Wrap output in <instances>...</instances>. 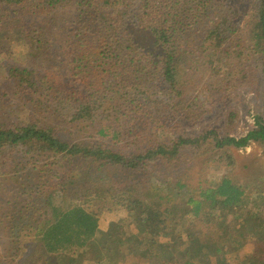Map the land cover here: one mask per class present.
<instances>
[{
    "label": "trees",
    "instance_id": "1",
    "mask_svg": "<svg viewBox=\"0 0 264 264\" xmlns=\"http://www.w3.org/2000/svg\"><path fill=\"white\" fill-rule=\"evenodd\" d=\"M235 1L0 0V46L9 34L28 44L23 65L0 76V103L16 99L29 118L0 112V229L7 232L0 264H116L128 257L147 264H231L230 256L247 244L253 249L239 264H264L263 185L250 191L229 178L208 184L197 172L191 175L199 176L196 184L179 176L169 187L136 180L154 167L174 170L188 156L195 157L191 164L210 147L228 159L227 148L264 143L263 116L239 139L212 137L210 130L188 135L173 120H199L200 97L229 87L243 72L224 46L240 28ZM254 3L249 39L262 56L264 84V0ZM140 33L150 40L137 41ZM237 47L236 57L245 56ZM63 102L73 114L42 123L48 104ZM236 116L230 111L226 121ZM86 130L97 140L70 137ZM73 166L82 168L80 180L99 182L83 184V203L69 197ZM109 179L129 194L122 206L136 232L123 220L101 231L100 185ZM27 237L29 251L22 254Z\"/></svg>",
    "mask_w": 264,
    "mask_h": 264
},
{
    "label": "rangeland",
    "instance_id": "2",
    "mask_svg": "<svg viewBox=\"0 0 264 264\" xmlns=\"http://www.w3.org/2000/svg\"><path fill=\"white\" fill-rule=\"evenodd\" d=\"M235 2L242 13L240 16V28L237 30L236 34L232 35L228 39L227 44L224 46L230 47V51L233 53L229 56V62L234 64H243V72L239 74L236 82L232 81L229 83V87L226 86L227 88H222L220 85L222 88L220 91H213L212 93L200 97L199 106L200 108L204 107V114L202 112L199 120L185 121L182 118L179 119L174 116L175 118H173V120H178L181 124L177 125V128L182 126L181 130L188 135L200 136V133H207V131L210 130L213 131L212 137L219 136L221 139L222 137L230 136L239 139L246 136L255 128L256 119L258 117H264V84L262 74L263 60L260 54L253 52L252 47L254 45V41L250 40L252 38L250 34L253 25L252 16L254 13L255 0H236ZM128 30L131 32V29ZM237 35L241 37L242 41ZM5 36L8 37V34ZM9 36L11 39L7 40V44L0 46V76L2 78L9 68L23 65L28 51V44L21 41L19 38H14L12 34H9ZM149 38V35H141V33L135 36V39L140 43H147L150 40ZM238 42H240V44H238ZM237 45H241L244 48L245 56L236 57L234 50H237V48L238 50H241V47H237ZM224 46L220 47L219 51L224 49ZM220 69V73L222 75H224L225 72L227 73V64H220ZM244 75L245 78H243ZM222 78L223 77H220V80ZM192 96H196V93H192ZM7 100L8 98L2 99L0 103V112L6 114L8 111L12 114L10 117L18 121H26L29 119L27 118V113L22 110L23 106H19V104L16 103V99L8 100V102ZM3 104H5L4 111L2 110ZM24 104L25 103H21V105ZM49 104L46 109L49 114L41 116L42 123L46 122L47 124H50L51 122L55 124V117L58 120H61L63 115L73 114L74 112L72 111L70 103L63 102L60 105H55L53 103ZM27 107L30 108V105H27ZM54 110L56 114H53ZM230 111L237 114L236 121L232 123H228V121H226ZM59 133L63 138L67 135L66 131L64 134H62V132ZM70 137H75V141H79L81 139H86L88 141L97 140V138L95 139L93 136L92 132L88 130L81 132L79 135L71 134ZM227 150H230L232 154L231 158L226 159L220 157L219 159L217 156L215 157L216 151L211 150L210 147L207 152L198 155V157L194 159L191 164L187 162V160L195 157L188 156L190 158L184 159V161L180 165H177V168L174 170L168 169L166 166L154 167L152 169V173L150 170L139 173L136 180H145L147 181L146 184H150L151 186L169 187L173 182L171 178H176L178 176L183 177L184 180L182 182L188 183L191 175L197 172L201 176L200 181L207 182L208 184H215L223 178H229L235 184L246 186L250 189V191L252 188L258 187L259 185L264 186V143L252 142L246 148L237 149L230 147L227 148ZM231 160L234 162V165H232V163L229 164ZM81 169L82 168L76 169V166H73L70 170L71 172L67 175L69 181L71 183H75V186L71 187L69 192H73L69 194L73 203H83L85 201L84 199L88 196V193L83 189V184L89 183L85 188H91L96 183H99L98 180L94 178L92 180H90V178L80 180L82 177L80 173ZM128 175L130 176L129 173H127V176ZM198 177H194L193 180V177H191V183L196 184L199 181L197 179ZM105 181L106 182H102L100 185V191H102L100 198L103 199L102 202H104V205L102 206L103 210L99 215V226L101 231H106L109 228L110 222H119L123 220L126 226L131 227V229L136 232L135 226L129 224L131 220L129 219L128 210L122 206L123 199H126L129 194L121 190H117L113 179ZM43 209L46 208L44 207ZM41 216L45 217V214H42ZM6 233L7 232H4L3 228L0 229V245H6V241L4 239ZM29 238L30 237H27V240L24 238L25 242H23L25 243V246L27 243H30ZM25 249L26 250H24L22 254L29 251L27 250L28 246H26ZM252 249V244L245 245V247L236 255L230 256V263L239 264L243 259L245 251H251ZM39 257L41 256H37V259H39ZM115 260L116 264L145 263L139 261V263H134L132 261L135 260L132 257H128L126 263L120 261V258H116ZM42 263L43 260L37 262V264ZM82 264H88V262L86 261Z\"/></svg>",
    "mask_w": 264,
    "mask_h": 264
}]
</instances>
